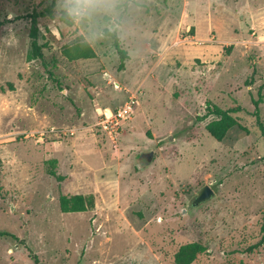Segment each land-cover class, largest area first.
Returning <instances> with one entry per match:
<instances>
[{
	"label": "rangeland",
	"instance_id": "1",
	"mask_svg": "<svg viewBox=\"0 0 264 264\" xmlns=\"http://www.w3.org/2000/svg\"><path fill=\"white\" fill-rule=\"evenodd\" d=\"M61 2L0 0V232L16 237L0 264H174L188 243L206 248L192 264H264V0H124L95 29L62 23ZM83 40L96 57L68 60ZM131 96V118L104 123ZM207 102L247 132L215 141ZM61 195L95 206L63 214Z\"/></svg>",
	"mask_w": 264,
	"mask_h": 264
},
{
	"label": "trees",
	"instance_id": "2",
	"mask_svg": "<svg viewBox=\"0 0 264 264\" xmlns=\"http://www.w3.org/2000/svg\"><path fill=\"white\" fill-rule=\"evenodd\" d=\"M54 4L50 5V8L46 9V13L48 15H52V10ZM40 17V14L34 12L32 14V30L30 33V37L32 39L31 44V53L28 55V60L33 61L42 57L41 47L37 44V20ZM60 21L64 23L66 26L71 27L74 23L71 16L66 15L64 11L60 14ZM1 25V24H0ZM193 30V28H191ZM105 36L110 37L113 40V47L116 53L119 56V65L118 72H122L125 69V62L128 59L127 52L121 48L119 45V40L116 33H112L109 31H105ZM65 56L70 61L75 60H88L96 57L94 50L90 46V44L83 40L78 44L74 45L65 52ZM262 87L258 89L257 99L253 100L254 112L253 115L256 120V124L258 125L261 132H264L263 124L261 123L259 105L263 102V94ZM205 115L202 117H197L196 121L202 122L210 116H213L215 119L206 124L205 129L207 133L217 142H222L228 133L234 129L239 128L242 131L247 132L246 128L240 126L237 120L232 116L231 111L221 110L217 106L212 105L210 102L206 103L205 107ZM51 163H57L53 160ZM50 176L56 177L58 180H62L63 177L57 176L55 172H50ZM59 209L61 213H85L92 210L95 206V199L93 195H73L66 196L61 195L58 198ZM0 237H10L16 239V237L12 234L6 232H0ZM206 252V248L200 243H188L180 246L178 250L173 255V263L174 264H192L198 255ZM34 261L36 259L34 258Z\"/></svg>",
	"mask_w": 264,
	"mask_h": 264
},
{
	"label": "clouds",
	"instance_id": "3",
	"mask_svg": "<svg viewBox=\"0 0 264 264\" xmlns=\"http://www.w3.org/2000/svg\"><path fill=\"white\" fill-rule=\"evenodd\" d=\"M60 8L95 29L106 24L116 26L126 5L124 0H62Z\"/></svg>",
	"mask_w": 264,
	"mask_h": 264
},
{
	"label": "built area",
	"instance_id": "4",
	"mask_svg": "<svg viewBox=\"0 0 264 264\" xmlns=\"http://www.w3.org/2000/svg\"><path fill=\"white\" fill-rule=\"evenodd\" d=\"M136 104V97L131 96L121 107H119L116 111L111 112V116L108 117L106 114V120L104 123L108 122H116L118 124L119 121H127L131 118L134 112Z\"/></svg>",
	"mask_w": 264,
	"mask_h": 264
},
{
	"label": "water",
	"instance_id": "5",
	"mask_svg": "<svg viewBox=\"0 0 264 264\" xmlns=\"http://www.w3.org/2000/svg\"><path fill=\"white\" fill-rule=\"evenodd\" d=\"M149 161L153 158V153H149L146 155ZM215 193L209 186H204L197 195L192 199L191 205L193 207H198L204 203L209 202L213 197Z\"/></svg>",
	"mask_w": 264,
	"mask_h": 264
},
{
	"label": "bare ground",
	"instance_id": "6",
	"mask_svg": "<svg viewBox=\"0 0 264 264\" xmlns=\"http://www.w3.org/2000/svg\"><path fill=\"white\" fill-rule=\"evenodd\" d=\"M117 88H118V86H117ZM105 114H106L108 117H110V116H111V111H110L109 109H106V110H105Z\"/></svg>",
	"mask_w": 264,
	"mask_h": 264
}]
</instances>
